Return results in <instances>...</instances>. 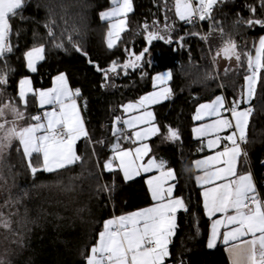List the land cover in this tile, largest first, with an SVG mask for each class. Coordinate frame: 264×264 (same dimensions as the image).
Instances as JSON below:
<instances>
[{"label":"trees","instance_id":"obj_1","mask_svg":"<svg viewBox=\"0 0 264 264\" xmlns=\"http://www.w3.org/2000/svg\"><path fill=\"white\" fill-rule=\"evenodd\" d=\"M132 4L128 30L111 50L106 46L109 21L100 18V13L113 7L111 0H29L23 10L26 19L12 21L13 53L8 55V68L5 69L8 84L0 86L4 90V99L16 97L18 82L24 77L31 76L35 89H48L53 79L64 73L71 88L81 90L77 100L91 142L85 139L77 146L78 154L83 157L82 163L61 174L38 171L35 176L22 151L15 150L18 142H13L6 157L11 173L5 168L8 184L0 190V204L9 195L20 202L4 209L6 214L9 211L15 213L12 216L15 234L0 229V257L6 264H86L104 221L152 203L142 180L127 184L120 174L105 172L103 165L116 139L112 135L115 117L124 118L122 106L152 91V77L165 70L172 71V96L155 108V122L161 131L151 141L152 154L167 161L174 170L175 194L184 199L188 208L177 215L178 227L166 264H228L223 245L207 246L211 223L203 208L202 189L195 178L194 160L199 156L200 143L192 134V117L199 104L210 102L220 94L226 96L231 106L244 85L246 64L239 69L226 66L227 74L218 63L213 65L212 57L222 42L219 33L214 32L207 42L199 36L186 35L192 32L207 34L211 22L205 20L193 27L180 21L174 14V0H167L171 11L165 7V0H132ZM246 5L256 6V16L264 19L258 0H224L213 11L215 21L224 28L225 39L230 36L241 51L251 50L253 42L264 35V29L259 26L252 29L234 26L237 13L244 19L252 15ZM165 16L174 26L173 44L154 41L150 49L151 64L146 56L141 68H129L127 74L118 68L117 73H109L110 78L105 81L95 65L107 68L113 60L122 64L128 59L125 48L139 53L146 46L143 24L147 22L151 30L152 22L157 20L162 29ZM50 17L56 21L53 29L57 36L65 28L67 33L77 30L73 33V41L87 53L86 56L68 42L67 33L64 47L54 46L45 27ZM181 36H185L183 47L176 43ZM40 44L45 46V59L37 72L30 74L24 52ZM89 59L94 63L90 64ZM3 67L0 63V68ZM208 73L216 79H207ZM16 102L19 104L18 99ZM251 104L254 112L248 127V142L244 144L248 157L246 163L242 161L241 170L252 172L258 192L264 198V165L261 164L264 160V85L257 86ZM20 107L23 110V106ZM30 113L27 108L26 115ZM167 126L178 130L180 139H165ZM69 176L78 179L74 181V191L65 192L57 186V181L67 184ZM105 186L111 191L105 190Z\"/></svg>","mask_w":264,"mask_h":264},{"label":"snow or ice","instance_id":"obj_2","mask_svg":"<svg viewBox=\"0 0 264 264\" xmlns=\"http://www.w3.org/2000/svg\"><path fill=\"white\" fill-rule=\"evenodd\" d=\"M220 2L221 0H174L172 6L175 16L193 27L205 20L211 22L207 34L192 32L186 35L199 36L207 42L214 32L219 33L222 42L212 57L213 65L218 63V57H222L229 62L234 60L237 69L246 64L247 70L239 96L232 100L230 107L226 106L224 96L218 95L211 102L199 104L195 110L192 117L194 121H204L207 118L209 122L193 127L192 132L198 139L207 137L206 147L213 152L194 162L200 173L195 178L198 186L203 189L201 195L205 214L212 221L207 246L215 247L217 241L222 238V243L229 246L227 251L231 264H264V198L257 192L252 172L240 171L241 159L246 163L248 157L241 145L248 142L247 130L254 112L251 101L256 97L257 86L264 85V35L253 42L251 50L244 51L240 50V46L230 36L225 39L223 26L219 21H215L213 16L214 8ZM258 2L264 11V0ZM28 3L29 0H0V63L4 65L0 68V86L8 84V72L5 69L8 68L7 57L13 53L12 21L17 18L20 21L26 19L23 10ZM111 3V10L100 13L102 20L109 21L106 37L109 50L116 48L122 40V34L128 30V15L133 11L132 0H111ZM165 7L168 8L167 0ZM246 7L252 15L244 19L237 13L234 26L244 25L249 29L259 26L264 29V19L256 16V6ZM167 21L168 17L165 16L161 29L160 22L154 20L151 30L145 22L142 27L146 33V46L139 53L125 48L128 59L122 64L118 60H113L107 68L96 64V70L103 73L105 81L110 78L109 73H117L118 68L124 70L125 74L129 68H141L146 56L149 57L147 62L151 64L150 49L154 41L173 44L171 33L174 26ZM64 22L68 23L67 20ZM55 24V19L50 17L45 24L47 35L55 47L63 48L67 28L57 36L53 29ZM76 31L73 29V33ZM73 33H67L68 42L72 43L77 52L86 56L87 53L73 41ZM184 39L185 36H181L176 43L183 47ZM24 59L27 68L35 72L37 64L45 59L44 44L33 46L24 52ZM89 63L94 62L89 59ZM228 71V68L224 69L225 74ZM206 78L216 79V76L208 73ZM171 79V70L160 72L152 77L153 88L158 90L122 106L124 113L135 111L139 114L130 115L128 119L115 117L112 135L117 142L111 147L113 155L103 165L104 170L108 172L118 169L125 181L156 170L158 175L150 176L146 180L153 204L104 221L103 230L99 232L96 244L91 247L86 264H165L166 259L171 256L170 245L178 227L177 213L180 210L186 212L188 208L182 197L174 195L175 184L170 183L176 179L174 170L166 167V162L157 160L155 156L145 162V157H149L152 151L145 141L161 131L155 123L154 113L148 108L172 96V89L167 86ZM30 95L41 108L49 105L51 110L42 114L26 115ZM80 96L81 90L71 88L64 73L57 75L53 79V87L46 90L33 89L29 78L20 79L16 97L8 99H4V90L0 87V190L5 189L8 184L5 168L11 173V166L7 165L6 157L13 142H18L15 150L18 153L22 151L33 176L38 171L61 174L70 170L73 165L83 162V157L77 153L76 145L82 138L91 142V137L77 103ZM242 104L246 107L242 108ZM20 105H23V110ZM25 120L29 122L22 123ZM121 124L125 127H120ZM125 129L131 130V134L126 135ZM225 132L228 134L222 135ZM167 133L165 139H180L178 130L170 126H167ZM121 139L136 146L125 148L119 142ZM33 160L36 161L35 164ZM261 164L264 165V160ZM76 179L78 177L69 176L67 184L57 181V186L65 192H72ZM105 190L111 191L107 186ZM19 202V199L13 200L9 195V198L0 204V229L5 232L15 234L12 227V216L15 213L9 211L6 214L4 209ZM217 214L219 218L212 219ZM0 264H6L2 257Z\"/></svg>","mask_w":264,"mask_h":264},{"label":"crops","instance_id":"obj_3","mask_svg":"<svg viewBox=\"0 0 264 264\" xmlns=\"http://www.w3.org/2000/svg\"><path fill=\"white\" fill-rule=\"evenodd\" d=\"M221 1H224V0H221ZM222 62H224V63H226L227 61L226 60H224V59H222L221 60ZM234 62V61H233ZM42 63V61H40L38 64H37V69H38V66L40 65ZM228 66V65H227ZM28 69V68H27ZM28 71L30 72V74H35L36 72H37V70L35 71V72H31L29 69H28ZM24 78H29V79H31V81H32V88L33 89H35L34 88V84H33V80H32V78H31V76H27V77H24ZM23 79V78H22ZM68 79V78H67ZM68 83H69V81H68ZM169 85H170V81H169V83H168ZM69 86H70V83H69ZM53 87V84H52V86L50 87V88H52ZM71 87V86H70ZM49 89V88H48ZM44 90H46V89H44ZM220 95H222V96H224V98H225V102H226V106H228V102H227V98H226V96L224 95V94H220ZM168 100V99H167ZM167 100H165V101H167ZM211 102V101H210ZM77 103H78V105L80 106V104H79V102H78V100H77ZM205 103H207V102H205ZM23 106V105H22ZM198 107V106H197ZM244 107H246V105H244ZM27 108L29 109V110H31V113L29 114V116H31V115H36V114H42L44 111H50L51 110V106H49V105H46V106H44L43 108H41L40 106H39V104L37 103V101H36V99L34 98V97H32L31 95L29 96V98H28V106H27ZM243 108V107H242ZM80 109H81V115H82V117H83V119H84V116H83V113H82V108H81V106H80ZM139 114V112H132V113H130V115H138ZM123 119H125V118H123ZM155 119H156V116H155ZM194 121V120H193ZM29 121L28 120H25V121H22V123H24V124H27ZM84 122H85V119H84ZM207 122H209V120L206 118L204 121H194V126L193 127H197V126H199V124H201V123H207ZM85 126H86V122H85ZM120 127H125L124 125H120ZM87 128V127H86ZM247 133H248V130H247ZM125 134L126 135H130L131 134V130H127V129H125ZM192 134H193V132H192ZM228 133L227 132H225V133H222V135H227ZM157 136V135H156ZM193 137H194V139H196V140H198L199 141V143H200V149H203L202 151L199 149V156L194 160V162L196 161V160H199V159H203L205 156H208V155H211V154H213V152L212 151H210L209 149H207V147H206V143H207V137H205V138H196L195 136H194V134H193ZM155 138V136H153V137H150L147 141H145L146 143H148L149 144V146L151 147V141L153 140ZM82 140H85L84 138H82L81 140H79L78 142H77V145H76V150H77V146H78V144L82 141ZM117 141H116V139H115V141H114V143H116ZM120 144L123 146V147H125V148H127V147H132L133 145L132 144H130L128 141H126V140H124V139H121L120 141ZM113 143V144H114ZM112 144V145H113ZM112 147V146H111ZM111 147H110V151H111ZM151 149H152V147H151ZM78 153V152H77ZM113 155V152L111 151V154H110V156H109V158L111 157ZM151 156H154L153 154H152V151L149 153V157H145V162L147 161V159L148 158H150ZM108 158V159H109ZM157 160H161V159H157ZM163 160V159H162ZM107 161V160H106ZM165 161V160H164ZM243 161V158L241 159V167H240V171H242L241 169H242V162ZM166 162V167H168V168H171L168 164H167V161H165ZM33 163L35 164L36 163V161L35 160H33ZM194 168H195V171H196V176L197 175H199L200 173L198 172V170L196 169V167H195V165H194ZM172 169V168H171ZM103 170H104V167H103ZM105 172H108V171H106V170H104ZM113 172H115V173H118V174H120L121 175V177L124 179V177H123V174H122V172H120L118 169L116 170V171H113ZM243 172V171H242ZM153 175H158V172H150V173H142L140 176H137V177H134L133 179H131V180H128V181H125V179H124V181L127 183V184H134L136 181H139V180H142V182H143V187L146 189V193H147V196H148V198H150L151 199V195H150V192H149V190H148V186H147V184H146V180H147V178L148 177H150V176H153ZM253 175V174H252ZM176 177V176H175ZM253 179H254V182H255V184H256V181H255V178H254V176H253ZM170 183H172V184H175V188H174V195L176 196V197H178L175 193H176V179L174 180V181H170ZM196 183H197V181H196ZM197 186H198V184H197ZM199 187V186H198ZM256 187H257V184H256ZM199 188H201V187H199ZM202 189V188H201ZM202 191H203V189H202ZM257 192H258V188H257ZM258 194H259V192H258ZM260 195V194H259ZM152 200V199H151ZM152 204H153V201H152V203L150 204V205H148V206H144V207H141V208H138V209H136V210H134V211H138V210H141V209H144V208H146V207H150V206H152ZM134 211H129V212H125V213H121L120 215H125V214H129V213H132V212H134ZM182 210H180V211H178V213L179 212H181ZM178 213H177V215H178ZM120 215H117V216H120ZM115 217V216H114ZM217 218H219V214H217L216 216H214L212 219H217ZM210 220V219H209ZM210 223H212V221L210 220ZM221 232H223V229H221ZM210 233H211V229H210ZM218 245H223L224 246V248H225V252H226V254H227V258H228V264H231V257H230V255H229V252L227 251V249H228V247L229 246H226V245H224L223 243H222V238H221V240H218L217 241V243H216V246H218ZM215 246V247H216ZM166 261H167V259H166ZM166 261H165V264H166Z\"/></svg>","mask_w":264,"mask_h":264},{"label":"rangeland","instance_id":"obj_4","mask_svg":"<svg viewBox=\"0 0 264 264\" xmlns=\"http://www.w3.org/2000/svg\"><path fill=\"white\" fill-rule=\"evenodd\" d=\"M109 10H111V8L109 9ZM109 10H107V11H109ZM131 13V12H130ZM129 13V14H130ZM218 59H219V61H218V66H219V68L220 69H225V67L228 65V66H231V67H235L236 66V64H235V61L233 62V61H231V62H229V61H227L226 63H224V62H222L221 60L223 59L222 57H218ZM153 83V82H152ZM168 87H170V85L168 84L167 85ZM154 90H158V88L157 89H154L153 88V90L152 91H154ZM152 91H150V92H152ZM149 93V92H148ZM147 94V93H146ZM145 94V95H146ZM137 101V100H136ZM132 102H135V101H132ZM163 102H165V100H163L161 103H163ZM161 103H158V104H155V105H151V106H149V108H148V110H150V111H152L153 113H154V116H155V108L157 107V106H159ZM128 104V103H127ZM122 110H123V108H122ZM123 114H124V118L125 119H128L129 118V116H130V113H124V111H123ZM156 123V122H155ZM136 145H133L132 147H135ZM152 172H157L156 170H153Z\"/></svg>","mask_w":264,"mask_h":264},{"label":"built area","instance_id":"obj_5","mask_svg":"<svg viewBox=\"0 0 264 264\" xmlns=\"http://www.w3.org/2000/svg\"><path fill=\"white\" fill-rule=\"evenodd\" d=\"M195 20V18H193ZM198 24H202V22H199ZM229 106V105H228ZM230 107V106H229ZM225 115H228L227 113H225ZM241 147L244 149V144L241 145Z\"/></svg>","mask_w":264,"mask_h":264}]
</instances>
